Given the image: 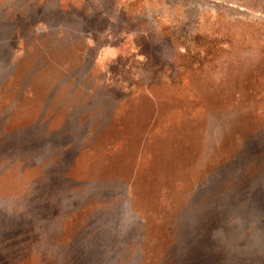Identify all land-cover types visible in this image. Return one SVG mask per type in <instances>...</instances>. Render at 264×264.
Wrapping results in <instances>:
<instances>
[{"label": "rangeland", "instance_id": "obj_1", "mask_svg": "<svg viewBox=\"0 0 264 264\" xmlns=\"http://www.w3.org/2000/svg\"><path fill=\"white\" fill-rule=\"evenodd\" d=\"M0 264H264V0H0Z\"/></svg>", "mask_w": 264, "mask_h": 264}]
</instances>
